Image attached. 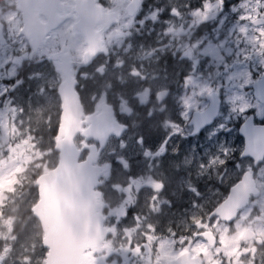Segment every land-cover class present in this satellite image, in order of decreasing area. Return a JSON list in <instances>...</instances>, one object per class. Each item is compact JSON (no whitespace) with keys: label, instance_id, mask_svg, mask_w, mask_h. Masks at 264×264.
Instances as JSON below:
<instances>
[{"label":"rangeland","instance_id":"374dc122","mask_svg":"<svg viewBox=\"0 0 264 264\" xmlns=\"http://www.w3.org/2000/svg\"><path fill=\"white\" fill-rule=\"evenodd\" d=\"M128 1L103 0L104 10L109 13L112 10L118 24L102 35L99 64H104V74L89 69L83 83L84 106L89 111L101 103L116 107L118 117H123L121 121L130 123L141 138V132H145L147 137L155 136L159 143L179 144L184 140L185 149L192 153L190 158L199 161L196 163L199 176L202 178L207 174L210 183L215 180L216 188L209 186L211 200L208 204L218 207L225 199L220 187L230 178L233 184L239 171L251 167L241 157L243 141L238 135L239 125L249 115L254 117L255 123L264 124V107L254 99L252 91L254 82L264 74V0H162L152 8L149 0H142L137 9L140 19L136 21L129 18L124 9ZM17 7L18 0H0L3 25L0 42V264H44L42 233L30 208L33 195L36 196L34 179L52 163L48 150L49 131L56 121L52 109L59 106V99L53 83L45 86L38 81L45 64L19 71L18 63L23 54L26 62H32L37 54L29 45V36L25 38L18 34L22 16ZM162 12L168 14L165 21L158 20ZM172 12L175 17L171 16ZM66 16L74 22L71 11L66 12ZM145 20L150 23L143 27ZM256 20L262 23L252 25ZM135 23L142 27H136ZM156 24L162 32L155 34L154 28L146 32L151 37L157 35L155 43L144 46L136 42L137 32ZM64 37L67 39L59 40V43L52 37L44 47L52 51L53 47L48 45H62L64 51L73 55L74 46L83 47L80 43L83 39L75 30L65 31ZM162 41L163 45L154 46ZM139 45L144 47L136 54H142L145 47L150 50L140 59L148 63L149 69L139 65L145 69L141 71L146 73L147 83L132 79L135 69L132 62H124L127 70L118 69L121 61L116 57V51L124 48L122 54L130 53ZM165 54L171 63L159 71L156 69L158 60ZM78 56L79 53H75L74 57ZM11 81L19 84L14 93L10 92ZM129 83L131 85H127ZM126 85L131 86L129 92L125 90ZM161 91L167 93V98L158 103L156 96ZM212 92H216L222 101L219 118L203 136L191 138V114L207 108ZM123 108L129 110V118ZM137 138L133 141L125 135L106 144L102 164L112 173L104 190V205L126 199L123 184L130 175L126 151L136 145ZM197 143L201 145L202 153L193 150ZM177 184L179 186L180 180ZM191 188L194 193L190 194V200L195 199L198 192L195 185ZM262 202L261 197H255L231 224L222 223L217 217L208 223L207 212L203 209L205 201L201 202L199 211H186L187 215L176 222V231L167 228L152 235L155 239L158 237L152 259L155 264L173 259L182 251L174 252L172 246L186 244L190 238L180 237V234L190 231L193 240H198L194 245V256H201L202 264L254 262L252 251L258 254V250L254 244L245 243L243 235L251 228L256 236H262L263 227L256 223ZM197 221L201 226L213 228L214 246L210 247L202 237L198 238V231L193 226ZM115 225H118V219L113 217L110 227ZM122 228L127 225L121 220L120 236L115 239V245L125 248L127 242ZM177 236L179 238L175 240Z\"/></svg>","mask_w":264,"mask_h":264},{"label":"flooded vegetation","instance_id":"af4514ba","mask_svg":"<svg viewBox=\"0 0 264 264\" xmlns=\"http://www.w3.org/2000/svg\"><path fill=\"white\" fill-rule=\"evenodd\" d=\"M75 1L76 0H73V5H70V0H32L33 11L31 12V16L27 21L24 16L21 18L22 22L21 26L19 27L18 34L24 35L25 37H30L29 45L31 46L32 50L36 52L37 55L33 58L32 62H26V55L23 54L21 59H23L24 62H19L18 68L19 71L22 72L23 70H26L31 66H36L38 68L41 65L45 64L41 67V76H39L38 81L44 84L45 86L46 84L53 83L55 87H58L63 81V74L62 72L59 73V71H61V65L70 66L71 77H73V80L75 81L73 89L74 92L77 94L78 101L81 107V115L79 118L80 127L79 131L76 133V136L73 139V144L76 146L77 149L80 150V160L83 161L86 157V150L89 145L95 144V146L98 147V144L95 141L87 140L83 137L82 131L87 128V125H85L86 118H96L102 112V110H99V108L101 109V107H104L103 103H101L94 110L89 111L88 108L86 109L82 97V94L84 92L83 83L87 80L86 76L88 71H90L89 69L94 68L96 69V71H98V74L100 73L99 75H103L105 69L104 64H99V56H97V58L95 57L89 63H86L84 65L82 64L84 54L87 51V44L85 38H83L78 32L77 34H79L80 37L83 39V42H80L83 47L74 46L72 48L74 55L77 52L79 53V56L76 58L70 51H64V47H61L62 45H48L47 47H53L52 51H48L44 47V45L48 44V41L52 39V37L56 39L57 43H59V40H62L64 38L67 39L66 37H64L65 31L69 33L71 29L75 30L74 24L77 20L74 11ZM133 1L135 2V4L137 3L138 7H141L142 0H130L127 2L124 9L127 12V16L136 21L140 19L139 15H137V10L134 12L133 8H128ZM161 1L162 0H149L148 3L150 8H152V6L157 5L158 2L162 3ZM66 2H68L69 4H66ZM95 4L98 7L104 9L105 5L103 4V0H95ZM20 9L23 10V3L20 4ZM147 9L148 6H146V10ZM166 9L168 11V8ZM68 11L72 12L74 22H70L69 17L66 16V12ZM111 12L114 14L112 10ZM174 14L175 13L172 12L171 16L175 17ZM167 17L168 14H163L162 12L161 16L158 15V20L160 19L162 21H165ZM114 18V24H101L97 26V29L99 30L101 35H104L108 32V30H111L118 24V19L115 14ZM149 23V20H145L143 22V27L148 26ZM64 24L65 26H63ZM135 26L139 27V24L135 23ZM151 28H154L155 34L162 32V28H159L158 24L151 25L143 30H140L135 34L134 38L135 40H137L136 42L139 41L140 44H144V46L150 44L149 42L155 43L158 38L157 35L151 37V35H147L146 33ZM163 43V41L157 42L154 46H161L163 45ZM144 46L139 45L137 48H135V46L133 49L134 51L131 50L130 53L128 52L126 54L121 53L124 48H121L120 50L118 49L116 51V57H118L119 61H121L119 62L118 69L123 68L127 70V68L124 66V62H132L135 65V69L131 74L132 79L139 80L138 82L140 83H147L148 81L146 78V73L141 71V69L145 71V69L143 68L149 69V67L147 66L148 63L146 61H140V59L142 56L148 55L150 53V50L145 47L142 54H136V51ZM114 50H112L113 54ZM170 63V59L167 57V54H165L162 56V59L158 60L156 69L161 71L163 68H166ZM140 64L143 65V68L141 66L139 67ZM122 72L123 74H125L123 70ZM12 82L14 81H11L10 84H12ZM127 85L131 84L129 83ZM24 86L25 84L23 85V87ZM18 87V83L12 84L10 87V92H16ZM130 89L131 86H127L125 90L126 92H129ZM166 94L167 93H165V96ZM158 97L159 95L156 96V100L158 103H161L158 101ZM166 98L162 102H164ZM218 99L220 106V110L217 115L218 117H216V119L210 125L203 127L197 132H194L193 127L191 126V138H199L203 136L215 124L221 112L222 101L219 95ZM61 106L62 101L59 100V106L55 109H52V112L54 113L56 118V121L51 131H49L51 139L48 150L51 151L52 163H50L51 166L47 167V170L45 172L54 170L56 166V160H54V153L56 154V152L54 150V147L56 143L59 125L58 120L62 112ZM111 108L113 110L112 112L116 121L126 127L125 133L117 139H120L125 135L126 138L128 137L129 140L133 141L135 140V137L138 138L136 139V145L130 146L126 151L130 170V175L127 179V182L123 184V193L126 194V199L120 200L114 205H104L105 201L103 199L104 190L109 184V179L112 173L110 170L108 171L102 164V158L104 151L106 150V145L100 153L98 165L101 168L102 175L100 179V185L97 189L101 194L98 214L104 219V226L108 230V234L104 242L97 248V250L93 253H90V257L87 260L86 264H155V260L152 259V250L155 242H157L158 240V237H156L155 239V237H152L153 234L158 233L161 230L167 228L176 231V222L181 221L183 217L187 215L186 211H199L198 205L203 201H205L203 209L207 212L208 223L215 220V216L212 215L215 212L217 206H210L208 204V202H210L211 200V191L209 190V186H213V189L216 188L215 180L211 181L210 183L207 174L202 178L199 176L198 170L196 169V163L199 161L190 158V155L192 153L185 149L184 140H181L179 144L159 143L158 141H156L155 136L147 137L145 135V132H141L143 138L142 139L136 134L135 128H133L130 123H125L121 121V119L123 120V117H118L116 107L111 106ZM123 110L125 112V116L129 118V110H127L126 108H123ZM240 126L241 125H239L238 127V135ZM137 130H139V128ZM239 137L244 143L242 136L239 135ZM112 140H115V138H109L107 143ZM147 146L149 147L148 149H146ZM200 146L201 145L197 143V147L193 149L195 153H202ZM243 159L250 163L251 167L243 168L241 171H239V174L237 175V180L233 184H231L232 179L230 178L229 182L226 185H222L220 187L222 196L225 199L221 201L219 205H221L230 196L231 189L236 184H238L244 177H246L247 173L251 174L250 177L255 184L256 195L251 196L249 198L246 208H248V206L251 204L255 197L262 198V208L261 211L258 213L259 218H257L256 223L258 224L259 222L261 227H263V234L260 237L258 234L256 236L253 229L251 228H247L245 230V232H247V230H251L253 232V238L250 240H245L244 232L243 239L246 241L244 242L254 244L255 248L258 250V254L255 253V251L253 250L252 254L254 255V262H245L243 264H264V157L263 160L256 165L254 164V161L250 158ZM221 171L223 172L224 170ZM36 178L34 179L33 184H35ZM179 180L180 184L178 186L177 181ZM192 185H195L197 187L198 192L195 195V199L190 200V194L194 193V190L191 188ZM33 189H35L36 191V196L33 195V204L31 205L32 207H35L39 201V190L36 184ZM153 212L158 214V216L154 217ZM34 217L33 219L37 218ZM113 217L118 219V225L112 227L114 228V233H111L112 228L110 227V225L112 223ZM121 220L124 221V223L127 225V228H122V234L126 237L127 242L125 248L121 247V245H115V239L120 236L119 228H121ZM36 222L39 226L37 220ZM48 222L50 224H53L52 212L48 219ZM249 224L251 227L253 226L251 222ZM193 226L195 230L198 231V238L202 237L203 241H206V244H208L207 239L209 240L211 238L213 239L212 246L215 245L216 236L214 234V231L212 230L213 228H210L208 226H201L199 221H197ZM205 234L207 236V239H205ZM111 236L114 237L110 238ZM180 237H188L190 239L186 244H174L172 246L174 252H178L179 250H181L182 252L174 256V258L171 260L165 259L163 264H169L178 260H180L182 264H192L189 261V258L191 260L197 259L199 261L197 264H202L201 256H194L193 251L194 245L198 242V240H193L194 238L191 236L190 231H182ZM178 238L179 237L177 236L175 240H178ZM119 240L121 241L123 240V238H120ZM208 246L210 245L208 244Z\"/></svg>","mask_w":264,"mask_h":264},{"label":"water","instance_id":"95a60500","mask_svg":"<svg viewBox=\"0 0 264 264\" xmlns=\"http://www.w3.org/2000/svg\"><path fill=\"white\" fill-rule=\"evenodd\" d=\"M75 11L78 22L75 28L84 36L88 49L84 54L82 64L91 62L100 51L101 37L95 27L101 24H114L113 13L105 14L100 7H95V0H76ZM137 3L133 1L128 8L137 10ZM27 16V14L25 13ZM261 20L253 22L254 26L261 24ZM0 25V35H1ZM61 71L65 81L59 87L61 97V116L55 143L58 153L56 168L37 180L40 201L33 210L38 216L43 236L42 245L47 247L44 264H84L85 252L93 251L106 235L103 219L97 213V199L99 194L95 189L99 185L100 168L95 165L99 156L96 148H89V155L82 163L78 162L79 152L75 150L73 138L79 131L81 115L78 97L74 92V81L70 77L69 66H62ZM254 99L264 106V75L253 84ZM163 97V98H162ZM165 98V93H159L158 101ZM219 102L217 94L209 96V105L203 112H194L190 119L193 131L197 132L210 125L217 117ZM96 118H86L87 129L82 132L87 139H94L99 143L101 151L110 136L118 137L125 130L114 121L109 107L102 109ZM198 127V128H197ZM239 135L244 140L243 158H250L258 164L264 157V126L255 125L253 117L249 116L239 128ZM251 174L247 173L238 184L231 189L230 196L217 207L214 214L221 222L230 223L237 218L238 212L244 209L251 196L256 194V188ZM52 212V223L47 221ZM51 221V220H50ZM250 230L245 232L244 239L253 238ZM205 239L207 236L205 235ZM211 239V238H210ZM208 240L210 246L213 239Z\"/></svg>","mask_w":264,"mask_h":264}]
</instances>
